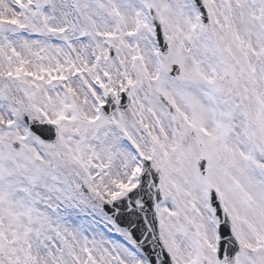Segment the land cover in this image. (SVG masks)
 <instances>
[{
	"label": "snow or ice",
	"instance_id": "obj_1",
	"mask_svg": "<svg viewBox=\"0 0 264 264\" xmlns=\"http://www.w3.org/2000/svg\"><path fill=\"white\" fill-rule=\"evenodd\" d=\"M0 264H264V0H0Z\"/></svg>",
	"mask_w": 264,
	"mask_h": 264
}]
</instances>
